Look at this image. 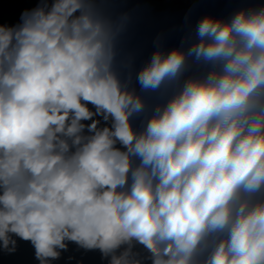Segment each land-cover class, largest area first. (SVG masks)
<instances>
[{
  "label": "clouds",
  "instance_id": "clouds-1",
  "mask_svg": "<svg viewBox=\"0 0 264 264\" xmlns=\"http://www.w3.org/2000/svg\"><path fill=\"white\" fill-rule=\"evenodd\" d=\"M23 2L0 19V255L264 264V0L138 69L107 0Z\"/></svg>",
  "mask_w": 264,
  "mask_h": 264
}]
</instances>
